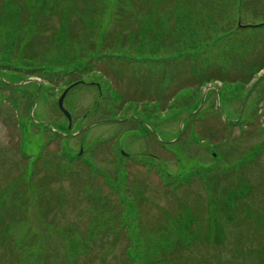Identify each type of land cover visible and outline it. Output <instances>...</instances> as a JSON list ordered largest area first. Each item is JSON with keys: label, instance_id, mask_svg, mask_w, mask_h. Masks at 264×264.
Here are the masks:
<instances>
[{"label": "rangeland", "instance_id": "1", "mask_svg": "<svg viewBox=\"0 0 264 264\" xmlns=\"http://www.w3.org/2000/svg\"><path fill=\"white\" fill-rule=\"evenodd\" d=\"M0 264H264V0H0Z\"/></svg>", "mask_w": 264, "mask_h": 264}, {"label": "water", "instance_id": "2", "mask_svg": "<svg viewBox=\"0 0 264 264\" xmlns=\"http://www.w3.org/2000/svg\"><path fill=\"white\" fill-rule=\"evenodd\" d=\"M239 26H240V27H245V26H241V25H239ZM71 87H72V85L69 86L68 88H66V89L62 92V94L59 96V98H58V100H57L58 108L60 109V111L63 113V115H64V116L66 117V119L68 120V128L71 127V115H70V113L64 108V106H63V100H64V97L66 96L68 90H69ZM110 121H112V120H110ZM89 127H91V125H90V126H86V127L82 128V129H80V130L77 132V134L83 132L84 130H86V129L89 128Z\"/></svg>", "mask_w": 264, "mask_h": 264}, {"label": "flooded vegetation", "instance_id": "3", "mask_svg": "<svg viewBox=\"0 0 264 264\" xmlns=\"http://www.w3.org/2000/svg\"><path fill=\"white\" fill-rule=\"evenodd\" d=\"M126 157V156H125Z\"/></svg>", "mask_w": 264, "mask_h": 264}, {"label": "trees", "instance_id": "4", "mask_svg": "<svg viewBox=\"0 0 264 264\" xmlns=\"http://www.w3.org/2000/svg\"><path fill=\"white\" fill-rule=\"evenodd\" d=\"M151 32V31H150Z\"/></svg>", "mask_w": 264, "mask_h": 264}]
</instances>
